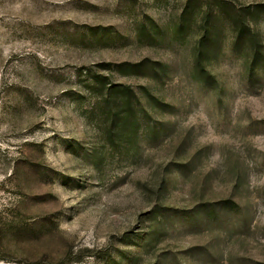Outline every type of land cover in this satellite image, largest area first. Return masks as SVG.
Segmentation results:
<instances>
[{
	"label": "rangeland",
	"instance_id": "rangeland-1",
	"mask_svg": "<svg viewBox=\"0 0 264 264\" xmlns=\"http://www.w3.org/2000/svg\"><path fill=\"white\" fill-rule=\"evenodd\" d=\"M0 264H264V0H0Z\"/></svg>",
	"mask_w": 264,
	"mask_h": 264
},
{
	"label": "trees",
	"instance_id": "trees-1",
	"mask_svg": "<svg viewBox=\"0 0 264 264\" xmlns=\"http://www.w3.org/2000/svg\"><path fill=\"white\" fill-rule=\"evenodd\" d=\"M195 10L194 9H186L185 11H184V17H185V15H187V13H188V15L190 14V15H194L195 14V12H194ZM185 26L186 25V21H184L183 23H182V25H180V26ZM179 29H182V28H180L179 27ZM207 55H208V49L205 47V46H200V48H199V50H198V54H197V57H198V59H199V62L201 63V64H203L204 63V60H205V58H207Z\"/></svg>",
	"mask_w": 264,
	"mask_h": 264
}]
</instances>
